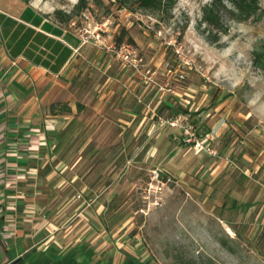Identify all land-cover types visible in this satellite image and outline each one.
Returning a JSON list of instances; mask_svg holds the SVG:
<instances>
[{
  "label": "rangeland",
  "instance_id": "1",
  "mask_svg": "<svg viewBox=\"0 0 264 264\" xmlns=\"http://www.w3.org/2000/svg\"><path fill=\"white\" fill-rule=\"evenodd\" d=\"M38 1L68 13L78 0ZM173 1L148 11L131 0H86L82 11L105 24L108 41L131 46L142 67L107 52L117 75L126 73L106 110L77 114L54 137L39 172L45 221L25 242L35 245L32 259L91 250L102 264H264V72L252 54L264 46V0L245 20L224 0L220 29L199 25L211 0ZM179 115L180 124L164 123ZM188 133L209 134L216 154L197 152ZM240 152L246 160L232 159ZM216 156L245 173L213 172Z\"/></svg>",
  "mask_w": 264,
  "mask_h": 264
},
{
  "label": "crops",
  "instance_id": "2",
  "mask_svg": "<svg viewBox=\"0 0 264 264\" xmlns=\"http://www.w3.org/2000/svg\"><path fill=\"white\" fill-rule=\"evenodd\" d=\"M71 21L58 20L38 0H0V264L35 249L25 242L45 221L39 172L52 158L54 137L77 124V114L106 110L126 73L117 75L106 51L83 43ZM215 162V173H245L236 164L225 171L230 158Z\"/></svg>",
  "mask_w": 264,
  "mask_h": 264
},
{
  "label": "trees",
  "instance_id": "3",
  "mask_svg": "<svg viewBox=\"0 0 264 264\" xmlns=\"http://www.w3.org/2000/svg\"><path fill=\"white\" fill-rule=\"evenodd\" d=\"M24 2H28V0H22ZM127 0H122L124 3ZM135 2L137 6L141 9L148 10V11H168L174 1L173 0H131ZM224 0H211L209 5H206L202 8V16L199 20V25L205 24L210 28L220 29L221 28V15L220 12L223 8L222 2ZM233 8V11H230L233 16L239 20L248 19L252 16L257 10V1L256 0H227ZM86 0H78L76 5L73 7L71 12H65L61 10L54 11V15L58 20L61 21H70L74 17H77L83 9L86 8ZM209 29V28H208ZM125 31H122V34L117 37L116 43L120 44L122 42V38L125 35ZM132 42L131 39H129ZM253 64L257 68L261 69L264 72V46L258 45L255 50L253 51ZM172 116H176L178 114H186V110H182L180 107H173V106H166ZM204 136V135H203ZM202 138V137H201ZM234 232L237 234V231L233 229ZM220 244L225 247L227 250H231L226 246V242L220 240ZM232 251V250H231ZM81 254L85 255V258L81 264H102V261L97 257H94L93 252L90 251H74L71 256L76 258ZM29 256V255H27ZM73 260V259H72ZM30 264H39L36 261L30 262ZM55 264H63L62 261H57ZM119 264H143L140 261H137L135 258H127L124 261H121Z\"/></svg>",
  "mask_w": 264,
  "mask_h": 264
},
{
  "label": "built area",
  "instance_id": "4",
  "mask_svg": "<svg viewBox=\"0 0 264 264\" xmlns=\"http://www.w3.org/2000/svg\"><path fill=\"white\" fill-rule=\"evenodd\" d=\"M70 25L83 43H91L99 49L114 54L123 67L130 68L134 72L140 71V68L142 67V58L139 57L131 46L126 44L116 46L108 41L104 36V33L106 32V29L104 28L105 24H98L95 22L94 17L89 11H82L77 17L72 19ZM182 118L183 117L179 115L173 120L164 121V123L176 126L177 124H180ZM188 135L190 136L189 143L192 144L197 152L202 151L208 155L216 154L210 147L211 137L209 134H206L200 139L196 137L192 139L191 136H194L193 133H188Z\"/></svg>",
  "mask_w": 264,
  "mask_h": 264
},
{
  "label": "flooded vegetation",
  "instance_id": "5",
  "mask_svg": "<svg viewBox=\"0 0 264 264\" xmlns=\"http://www.w3.org/2000/svg\"><path fill=\"white\" fill-rule=\"evenodd\" d=\"M51 256L53 258L51 257L50 260H48V259L37 260L35 258L32 259L31 256H29V258H28L27 253H26L25 255H22L20 258H18L14 264H30V262H32V261H36L39 264H55L57 261H62L63 264H81L84 260L83 259L81 262H78L77 259L73 258L71 255H64V257L58 255L56 257L55 254H52Z\"/></svg>",
  "mask_w": 264,
  "mask_h": 264
},
{
  "label": "water",
  "instance_id": "6",
  "mask_svg": "<svg viewBox=\"0 0 264 264\" xmlns=\"http://www.w3.org/2000/svg\"><path fill=\"white\" fill-rule=\"evenodd\" d=\"M16 261H17V259H16V260H13V261H11V262H10V263H8V264H14Z\"/></svg>",
  "mask_w": 264,
  "mask_h": 264
}]
</instances>
